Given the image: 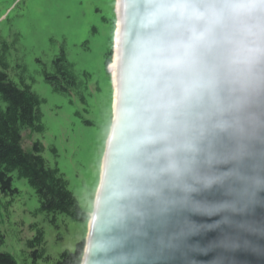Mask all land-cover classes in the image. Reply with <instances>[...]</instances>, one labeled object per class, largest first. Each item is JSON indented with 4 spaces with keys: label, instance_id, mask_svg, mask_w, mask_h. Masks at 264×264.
<instances>
[{
    "label": "water",
    "instance_id": "water-1",
    "mask_svg": "<svg viewBox=\"0 0 264 264\" xmlns=\"http://www.w3.org/2000/svg\"><path fill=\"white\" fill-rule=\"evenodd\" d=\"M220 2L121 0L118 104L82 264H264V192L233 206L222 160L251 146L264 174V84L242 88L264 18L225 17ZM171 158L179 179L162 170ZM136 165L149 170L139 193L122 179Z\"/></svg>",
    "mask_w": 264,
    "mask_h": 264
},
{
    "label": "rangeland",
    "instance_id": "rangeland-1",
    "mask_svg": "<svg viewBox=\"0 0 264 264\" xmlns=\"http://www.w3.org/2000/svg\"><path fill=\"white\" fill-rule=\"evenodd\" d=\"M118 10V0H0V73L36 107L33 125L17 122L23 147L41 146L84 216L46 209L24 171L4 166L18 193L0 192V250L18 264H59L86 244L114 118ZM9 106L0 93V114L13 120Z\"/></svg>",
    "mask_w": 264,
    "mask_h": 264
},
{
    "label": "trees",
    "instance_id": "trees-1",
    "mask_svg": "<svg viewBox=\"0 0 264 264\" xmlns=\"http://www.w3.org/2000/svg\"><path fill=\"white\" fill-rule=\"evenodd\" d=\"M0 93L10 102L8 111L13 120H7L0 114V192L3 194H16L18 190L13 187V178L3 169L21 168L30 178L42 199L44 207L48 210L61 212H74L80 221L83 214L75 208L72 195L63 190L54 182L52 174L46 170L44 160L40 157L41 146L34 144V152H27L23 147V136L17 124L18 121L30 125L34 123L35 103L23 91L19 90L6 75L0 73ZM2 239L0 240V244ZM85 241L77 246L75 253L65 252L59 264H82ZM0 264H18L12 255L0 250Z\"/></svg>",
    "mask_w": 264,
    "mask_h": 264
},
{
    "label": "clouds",
    "instance_id": "clouds-1",
    "mask_svg": "<svg viewBox=\"0 0 264 264\" xmlns=\"http://www.w3.org/2000/svg\"><path fill=\"white\" fill-rule=\"evenodd\" d=\"M214 11L225 17L240 14L248 17L258 15L264 18V0H259L258 4L251 2V0H222V2L215 6ZM260 36L261 43L264 44V28L261 29ZM133 54L135 55L136 53ZM246 54L247 49L245 48H241L237 52L240 63H244ZM258 65H264V47H261L256 62L251 66L246 65L247 78L242 84V88L246 92L255 91L264 84V67L259 68V75H257ZM222 160L225 163L223 171L234 182V195L236 199L232 202L233 206H243L246 203H250L254 196H259L260 193L264 192V174L257 170L251 146L247 150H239L233 155L225 156ZM135 167L136 171L124 174L122 179L132 192L139 193L143 191L142 181L148 175L149 170L139 165ZM162 170L179 179L186 171V167L183 166L179 158H171L163 164ZM111 191L110 186L108 188L109 195ZM194 207H197L201 211L215 210L199 208L197 205H194ZM104 215L109 216V212L106 210Z\"/></svg>",
    "mask_w": 264,
    "mask_h": 264
},
{
    "label": "bare ground",
    "instance_id": "bare-ground-1",
    "mask_svg": "<svg viewBox=\"0 0 264 264\" xmlns=\"http://www.w3.org/2000/svg\"><path fill=\"white\" fill-rule=\"evenodd\" d=\"M120 5H121V0H118V9H120ZM120 33H121V22H120L119 17H118V28H117V35H116L115 56H114V63L112 64V67L114 66L113 67V70H114L113 81H114V94H115L114 104H115V106L118 104V89H117L118 71H117V67H118V40H119ZM115 106H114V111H115ZM90 220H91V218H90ZM89 226H90V222H89Z\"/></svg>",
    "mask_w": 264,
    "mask_h": 264
}]
</instances>
